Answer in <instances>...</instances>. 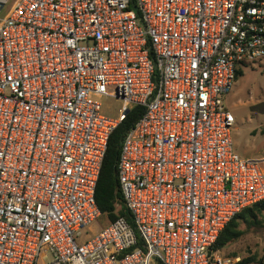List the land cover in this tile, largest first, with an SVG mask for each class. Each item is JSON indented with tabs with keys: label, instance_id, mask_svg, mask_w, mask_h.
Wrapping results in <instances>:
<instances>
[{
	"label": "built area",
	"instance_id": "built-area-1",
	"mask_svg": "<svg viewBox=\"0 0 264 264\" xmlns=\"http://www.w3.org/2000/svg\"><path fill=\"white\" fill-rule=\"evenodd\" d=\"M262 59L264 0H0V264H237L213 246L264 200V157L234 152L224 97ZM136 106L117 161L132 225L90 235Z\"/></svg>",
	"mask_w": 264,
	"mask_h": 264
},
{
	"label": "rangeland",
	"instance_id": "rangeland-1",
	"mask_svg": "<svg viewBox=\"0 0 264 264\" xmlns=\"http://www.w3.org/2000/svg\"><path fill=\"white\" fill-rule=\"evenodd\" d=\"M227 110L234 118L231 141L234 152L241 157L260 159L264 156V59L248 63L238 69L230 92L224 97ZM102 113L109 117H119L120 102L105 97L101 100ZM247 153H244V151ZM263 227L256 232H248L241 239L226 245L220 254L231 257L235 253L240 259L264 254V215L260 216ZM98 219L91 226V234L105 226Z\"/></svg>",
	"mask_w": 264,
	"mask_h": 264
},
{
	"label": "trees",
	"instance_id": "trees-1",
	"mask_svg": "<svg viewBox=\"0 0 264 264\" xmlns=\"http://www.w3.org/2000/svg\"><path fill=\"white\" fill-rule=\"evenodd\" d=\"M142 113V107H133L110 134L108 139L94 196L96 206L100 211L98 219L104 220L105 226L120 217H123L129 225H132L131 214L124 204L117 180V161L125 134ZM263 215L264 200L241 210L219 233L213 246L214 250L220 251L226 245L241 239L248 232H256L262 228L263 223L260 216ZM231 257H237V255L231 253ZM263 261L264 254L257 260L255 257L242 258L237 264H263Z\"/></svg>",
	"mask_w": 264,
	"mask_h": 264
},
{
	"label": "crops",
	"instance_id": "crops-1",
	"mask_svg": "<svg viewBox=\"0 0 264 264\" xmlns=\"http://www.w3.org/2000/svg\"><path fill=\"white\" fill-rule=\"evenodd\" d=\"M244 153H247V151L245 150ZM244 157H249V156H244ZM264 157V156H263ZM250 158V157H249Z\"/></svg>",
	"mask_w": 264,
	"mask_h": 264
}]
</instances>
